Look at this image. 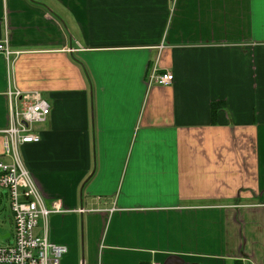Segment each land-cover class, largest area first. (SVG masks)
Masks as SVG:
<instances>
[{
  "label": "crops",
  "instance_id": "obj_1",
  "mask_svg": "<svg viewBox=\"0 0 264 264\" xmlns=\"http://www.w3.org/2000/svg\"><path fill=\"white\" fill-rule=\"evenodd\" d=\"M2 41L64 264H264V0H0Z\"/></svg>",
  "mask_w": 264,
  "mask_h": 264
},
{
  "label": "built area",
  "instance_id": "obj_2",
  "mask_svg": "<svg viewBox=\"0 0 264 264\" xmlns=\"http://www.w3.org/2000/svg\"><path fill=\"white\" fill-rule=\"evenodd\" d=\"M0 53L5 57L7 66L21 54L11 51L7 41L0 42ZM149 81L150 84L167 87L173 83V75L169 72L152 74ZM6 97L8 123L0 129L2 156L5 159L0 160V188L6 190L9 199L14 240L12 244L0 246V264H62L67 248L52 243L46 229L49 216L59 212V209L55 205L47 208L21 156L24 146L41 141L33 126L47 121L50 104L36 92L9 89ZM39 220L44 225L42 234L41 229L39 234L35 233Z\"/></svg>",
  "mask_w": 264,
  "mask_h": 264
},
{
  "label": "rangeland",
  "instance_id": "obj_3",
  "mask_svg": "<svg viewBox=\"0 0 264 264\" xmlns=\"http://www.w3.org/2000/svg\"><path fill=\"white\" fill-rule=\"evenodd\" d=\"M37 125H35L36 127ZM7 192L5 189L0 188V236H9L8 238H0V246L6 244H12L14 240V226H13V216L9 205V199L6 196ZM42 222L38 221V228L35 230L36 234H39L41 229ZM82 259V254L80 255V261ZM64 258L62 264H64Z\"/></svg>",
  "mask_w": 264,
  "mask_h": 264
},
{
  "label": "water",
  "instance_id": "obj_4",
  "mask_svg": "<svg viewBox=\"0 0 264 264\" xmlns=\"http://www.w3.org/2000/svg\"><path fill=\"white\" fill-rule=\"evenodd\" d=\"M7 237H8V235H7V236H4V237H1V236H0L1 239H5V238H7Z\"/></svg>",
  "mask_w": 264,
  "mask_h": 264
},
{
  "label": "trees",
  "instance_id": "obj_5",
  "mask_svg": "<svg viewBox=\"0 0 264 264\" xmlns=\"http://www.w3.org/2000/svg\"><path fill=\"white\" fill-rule=\"evenodd\" d=\"M214 109H216V108H213V111H214Z\"/></svg>",
  "mask_w": 264,
  "mask_h": 264
}]
</instances>
